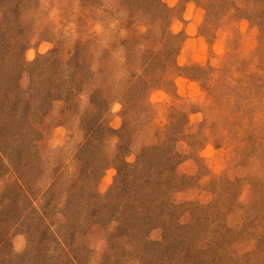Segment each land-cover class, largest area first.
<instances>
[{
	"label": "rangeland",
	"instance_id": "1",
	"mask_svg": "<svg viewBox=\"0 0 264 264\" xmlns=\"http://www.w3.org/2000/svg\"><path fill=\"white\" fill-rule=\"evenodd\" d=\"M0 264H264V0H0Z\"/></svg>",
	"mask_w": 264,
	"mask_h": 264
}]
</instances>
